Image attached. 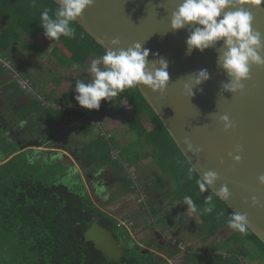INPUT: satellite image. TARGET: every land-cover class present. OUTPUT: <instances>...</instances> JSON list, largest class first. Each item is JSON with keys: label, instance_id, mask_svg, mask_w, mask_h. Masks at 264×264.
<instances>
[{"label": "trees", "instance_id": "obj_1", "mask_svg": "<svg viewBox=\"0 0 264 264\" xmlns=\"http://www.w3.org/2000/svg\"><path fill=\"white\" fill-rule=\"evenodd\" d=\"M55 8L54 0H0V49L7 51L27 40L29 41L28 47L39 52L38 40L44 36L43 29L39 27L40 15L44 9H48L49 14L54 15ZM71 26L75 29V38L69 39L62 36L59 40L52 42L62 50V69L71 70L73 64L79 63L83 70L93 55L100 57L105 49L76 21ZM5 73V71L0 72V86L2 88L8 86L9 90L3 89L2 95L15 97L20 102L26 97L29 98L30 94H26L21 84H27L26 78L16 79L13 84H10L9 79H5ZM6 81L7 83H5ZM66 81L74 82L75 87V80ZM13 89L17 90V93L12 94ZM31 95L35 94L31 93ZM37 99L34 101L40 100V98ZM125 100H128L135 109V115L126 120L127 126L137 135L136 142L131 145L138 148L143 147L144 144L153 145L157 149V152L151 155L150 160L158 162L163 173L171 176L170 181L176 186V191L173 190L168 196L174 198L172 199L173 203L178 201L181 203V208L177 210L176 215L186 211L187 205L182 201L184 202L185 196H190L200 210L198 214L202 221L209 226L212 236L222 232L227 228V218L233 210L224 201L213 196L215 204L213 212L203 213L204 199L211 192H199L196 181L200 176L189 165L169 131L145 98L141 96L138 88L125 89L119 96L113 98V101L118 104ZM47 105L41 100L38 103L31 100L28 108H23L19 113L25 120L27 119L31 123L39 122L40 125L41 119L47 120L55 116L54 125L58 127L60 119L57 116L60 113L56 111L60 109L57 110L55 106ZM63 109L60 110L61 128L68 119L79 122L85 117L82 110L63 111ZM79 109L81 108L79 107ZM50 115L52 116L50 117ZM148 123L153 125V129L147 128ZM82 129L86 128L82 127ZM51 136L54 138L57 135L51 132ZM0 138V148H7L3 150L2 155L4 156L0 162V264H170L160 257L163 256L168 260L178 258L179 253L173 251L172 248L176 247L171 244L157 241V239L149 241L147 240L149 238L141 237V233L137 236V232L134 235L137 238H134L125 228L117 227L120 222L119 218L106 212L104 207H99L93 201L89 190V187L93 185L94 193L102 195L107 192L108 187L105 188L102 185L101 190H97V184L100 183L87 184L80 174L72 175V178L76 177L77 181H72L70 185L58 184L57 181L53 184L48 183L45 180V175L55 172L51 173L48 168L45 172L42 170L32 171L33 168L31 169L26 157H21L29 151L22 152V148L18 147L19 143L12 139ZM112 139L114 138L111 137L110 141L114 146L115 142L113 143ZM63 142L64 149L73 153L72 156L76 163L81 165V157L78 156L77 150H73L75 146L66 139ZM14 146L17 149H14ZM55 148H57L55 143L47 147V149ZM115 150L113 148L111 152L109 151L107 159L100 167L95 165L92 157L91 161H88L92 170H86L82 164L85 175L88 176L90 172L105 168L123 171L126 175L121 180L129 190L126 194L138 193L136 188L134 190L133 178H130L124 169L125 165L112 159V152ZM119 151H123L121 147H119ZM43 154L51 156L50 153ZM126 155L129 157L126 164L137 169L136 165L140 160L139 154L134 153L130 156L126 153ZM51 160L52 162L48 166L55 169L57 165L55 157L51 156ZM18 161H20L19 164ZM107 161L109 163H106ZM110 163L113 166H109ZM190 169H192V179H188ZM67 176L65 175V177ZM119 176L118 174L115 177L116 180ZM89 180L91 181V179ZM94 182L96 181L94 180ZM220 212H223L224 216L217 218V214ZM92 225L110 232L115 241L121 245L123 256L118 262H114L102 252L94 241L87 239ZM135 229L137 228L134 223L132 230ZM234 234L244 237L247 243L254 245L255 257L261 256V263L264 264V243L259 237L250 228L246 235L238 232H234ZM143 243L147 248L139 245ZM169 249L174 253L169 255ZM248 257L252 260L251 256L248 255ZM185 258L187 257L184 256ZM194 259L199 261L201 257H194Z\"/></svg>", "mask_w": 264, "mask_h": 264}, {"label": "water", "instance_id": "obj_2", "mask_svg": "<svg viewBox=\"0 0 264 264\" xmlns=\"http://www.w3.org/2000/svg\"><path fill=\"white\" fill-rule=\"evenodd\" d=\"M181 2L95 0L76 22L104 49L112 39L118 38L121 48L140 43L149 50V61L164 58L168 62L169 81L165 90L153 93L138 87L141 96L169 131L192 169L199 176L209 170L219 174L213 191L227 185L230 198L225 203L233 212L247 215L249 228L264 243V207L251 204L253 196L264 204V186L257 182L264 175V67L250 68L241 92H224L220 85L228 78L216 65L217 49L223 42L204 52L193 50L186 55L185 41L191 29L170 30L171 13ZM252 11L253 28L264 33V5ZM202 69H207L209 79L193 88L189 97L188 77ZM225 114L234 125L227 132L219 123V117ZM185 139L200 149L198 156L187 150ZM236 155L241 157L239 163L233 161ZM101 188L102 184H97V190Z\"/></svg>", "mask_w": 264, "mask_h": 264}, {"label": "clouds", "instance_id": "obj_3", "mask_svg": "<svg viewBox=\"0 0 264 264\" xmlns=\"http://www.w3.org/2000/svg\"><path fill=\"white\" fill-rule=\"evenodd\" d=\"M54 15L44 9L40 15L39 27L48 40H59L62 36L75 38V29L71 26L83 11L91 8L95 0H55ZM264 5V0H182L171 13L170 30L190 28L186 44V55L193 50L204 52L214 48L222 41L217 49L216 65L227 76L226 83H221L224 92L235 94L244 88V81L249 78L250 68L264 67V33L253 28L254 7ZM118 38L112 39L110 46L104 50L102 56L92 59L85 71L91 76L89 82L77 79L75 82V101L80 108L99 110L100 102L112 101L125 89L145 87L153 93H162L169 81L167 71L168 62L164 58L148 60L149 50L140 43H134L127 48H121ZM156 55V54H153ZM72 70L79 73L81 65H72ZM191 87L186 85L189 97L193 95V88H197L209 79L207 69H202L188 77ZM28 122L21 120L19 127L23 128ZM225 132L234 127L228 115L219 117ZM187 150L193 156H198L200 149L185 139ZM239 151V150H237ZM241 157H233L234 163H239ZM192 169L188 179H192ZM220 179L216 171H205L196 183L200 193L211 192L204 199L203 213H212L215 204L213 196L227 202L230 192L227 185H222L218 191H213ZM258 184L264 186V175L257 178ZM188 211L198 213L200 210L190 196L184 197ZM251 204L264 207L258 197L251 198ZM224 216L223 212L217 218ZM227 227L246 235L249 222L246 214L232 212L227 218ZM136 234V233H135ZM132 236H134L132 234Z\"/></svg>", "mask_w": 264, "mask_h": 264}, {"label": "rangeland", "instance_id": "obj_4", "mask_svg": "<svg viewBox=\"0 0 264 264\" xmlns=\"http://www.w3.org/2000/svg\"><path fill=\"white\" fill-rule=\"evenodd\" d=\"M28 43L29 41L24 40L7 51L0 49V68H1L0 72H3L4 70L2 69L5 67V68H9V70L13 74H16L19 76L21 74L22 77L23 75L25 77L26 76L28 77L29 74L26 71V62L31 61V59H35L38 62V68L36 72V78L35 76L32 77V83L34 87L37 89L38 91L37 93L41 96L46 95L47 97H50L51 95L61 92L60 93L62 94L61 95V105H62L61 108H64L63 111L80 110L79 105L74 99L76 95V92L74 89V82L66 81V80L72 79L76 81L77 79H83L85 80V82H89L91 80V76L85 71V69L87 68V66L90 65L91 61H89L87 63L86 68L81 70L79 73L73 70L62 69L61 71L62 74L61 72L59 74H52L50 73V71H47V68L44 69L42 68V66H40L41 64L40 60H42L41 57L43 55L39 54V52H36L30 49L28 47ZM34 55L35 57H33ZM38 56H39V60L37 59ZM45 57L46 56H44L43 59H47V57L46 58ZM95 58H98V56L94 57V59ZM22 64H23V67H20L22 66ZM16 67H18L19 71H17ZM21 68L23 70H21ZM51 70L54 71V69H51ZM54 75H57L56 77L57 80L56 78H54ZM60 77H62V83H60V81L58 80ZM5 83H7V81ZM3 89L9 90V87L7 86ZM34 100H33L34 103H38L40 101V100L39 101H34ZM42 102L50 104L43 99H42ZM130 105L132 106L131 103ZM116 106H120V105L114 101L105 102L102 100L100 102L99 110L90 111V110L83 109L85 117L82 118L84 122H81V126L87 129L85 130L86 132L88 131V134L86 135L87 138L84 136L80 137L79 133L82 131H78L76 127L75 129L72 130L73 131L72 133L74 135L78 134L79 137L76 136L77 138L76 139L74 138L70 142L75 146L73 150L74 151L77 150L78 156L81 157L82 164H84V168L85 169L87 168L86 170L92 167L88 165L89 164L88 161H91V157L95 165L97 167H100L102 166L103 162L107 159L109 151L111 152L113 148H115L116 149L115 152L114 153L112 152V159L117 160L121 164L125 165L126 168L124 167V169L127 175L130 176V178H132L134 171L132 170L133 172L132 171L128 172V170L132 169V167L126 164V162L129 159L126 153L130 156L134 155V153L139 154L140 160L137 163L138 168L137 169L135 167L133 168L135 170V175H134V180H132L134 182V190L136 188L137 191H139L138 193L136 194L132 193V194L127 195L126 193L129 190H128V186L125 185L124 189H122L124 191L120 194L119 189L115 187L117 180L116 178H112L114 181H112V185H110V187L107 188V192H104L102 195L95 194L92 183L95 184L96 182H92L89 180V179H92L91 178L92 175L90 174L88 176L85 175V170L82 168V164L80 165L76 163V161L74 160V157H72L73 153L63 152V149L65 147L63 146L64 144L63 141H61L60 147L57 146V148L55 149L48 150L47 147L50 145L48 144L46 145V141H47L46 139L44 141L43 147L40 148L39 146H36V147L33 146L32 148L24 150V151H29V152H27L26 155L21 156V157H26V160L28 161L31 169L33 168L32 171L42 170V172H45L46 168H48V171H50L51 173L55 172L53 174L45 175V180L48 183L53 184L57 181L58 184L70 185L72 181H77V179H75L76 177L72 178L73 174H80L81 176H83V178L87 181V184L90 183L92 185L89 187V190L91 192L93 201L99 207L103 208L105 205H107V203L109 205V201H114L112 207H108V209L104 207L105 208L104 210L106 212L119 218L120 223L125 224V222H129L127 221L128 219H130L131 220L130 222H132L133 224L137 222L136 225L138 228L136 227L137 229L132 231L133 235H135L137 230L139 231V229H141V231H143L141 232V237H143L144 239L149 238L147 239L149 241L151 240L154 241L155 236L156 237L161 236V237H164V239L173 238L172 240L174 241V243H178L181 249L180 247L172 248V249L175 252L178 251L179 254H182L183 251H186V249L189 248L187 246V243L194 237L197 239V241L194 239V246H196L197 252L199 251V249L201 251V249L206 248L199 241H202V243H204L206 241H209V239L213 237H209V234L211 233L210 231H208V226H207V229L206 228H204L203 230L201 229L202 226L200 225L201 221L199 219L198 213H192L188 211V208L186 209V211H184L190 214L189 221L191 223L188 222L189 224L188 227H185L186 225L183 220H180L177 223H173L174 220L168 221L166 224H161L158 222V220L160 221L164 217H168L174 213H177V210L181 208L180 207L181 203L179 201H178L179 203H177L176 205L173 204L174 206L169 205L173 203L172 199L174 198L168 197V196L173 192V190L176 191L175 189L176 186L174 183L170 181L171 176L167 174L165 175L163 173L162 171L163 169L161 166L159 167L158 162H153L152 160H150L152 157L151 155L152 154L154 155L155 152H157V149L154 148L153 145L144 144L143 147L141 148L131 145L136 142L135 139H137V135L135 134L134 131L132 132L131 129L127 127L125 124L124 125L122 124L120 118H118V115H116V111L114 110ZM122 106H123L122 109L126 113L125 115L132 114V116H134L135 109L133 106H132V109H128V105H126L127 108H125V104H123ZM55 108L57 109L58 107L55 106ZM101 110L104 111L105 113L109 112V114L105 116L103 114L101 115L99 113L101 112ZM95 111H97V113ZM56 112L60 113V110ZM93 112L95 113L93 114ZM91 114L94 116L93 117L90 116ZM96 114H99V115H96ZM51 116L52 115H50V117ZM132 116H129V117H132ZM57 117L60 118V114H58ZM45 122L46 124L44 126L47 127L46 129L47 134L50 133L51 131L55 133L56 135L61 134V132H65V133L70 132L68 127L61 128V126L57 127L54 125V123L56 122L55 116L51 117V119L45 120ZM120 125H123V126L120 127ZM42 126L43 125H40L41 128ZM112 126L113 127L119 126L118 129L111 130L112 138H114L112 139V141L113 143L115 142L114 146L112 142L110 141V138H109L110 136L108 135L109 130H107V129H110ZM4 135H5L4 133H1L0 137ZM0 142H1V138H0ZM119 147H121L123 151L120 152ZM13 148L17 149L15 146ZM6 149L7 148H4V149L0 148V162L2 160V157L4 156L2 155L3 150H6ZM43 153H50L52 157H55V163L57 164L55 169L53 167L51 168L50 166H48L52 162L51 156H48L47 154H43ZM115 154L117 155L115 156ZM148 154H149V157H147ZM86 161L88 162V164ZM100 161H101V164H99ZM19 163L20 161H18V164ZM106 163H109V161H107ZM110 165L113 166L112 163H110L109 166ZM168 165L170 166V163ZM101 170L109 171V169H101ZM65 175H68V176L65 177ZM124 175L126 174L124 173ZM42 179H44V176H42ZM102 182L105 183L104 181ZM182 203L184 202L182 201ZM145 204L147 206H144ZM154 211H158L160 213V215L156 218H153L151 216ZM133 215H135L134 218L132 217ZM138 221L140 224H138ZM146 226L148 227L145 228ZM175 231H177V233ZM204 235H206V238ZM218 235L216 236V238L217 237L220 238ZM234 235L239 236L238 234H234ZM87 239L94 241L97 244V246L101 249V251L104 252L107 256H109L114 262H118L120 258L123 256V249L121 245L118 244L117 241H115V238L113 237V235L99 226H96V225L91 226V230L87 234ZM233 240L234 239L232 238L231 241ZM182 242L185 243L186 246L184 245L182 247L183 245ZM216 242L217 240L212 241L211 246L217 249V251H221L220 248H217ZM233 242H236V241H233ZM210 243L211 241L207 243V248ZM228 245L229 243H226L224 247L222 248V251H226V249H229ZM251 246L252 245H250L249 243H244V244H240L239 247H231L230 251L232 252L233 248H238L240 249L241 252L245 253L247 257L249 255L251 256L252 259H254L256 258L255 257L256 251L253 248V246L252 247ZM194 257H201V256H194ZM195 260L196 259H193L192 261H195ZM229 260L233 262L234 264H239L241 261L240 256H236V255H233ZM231 262L228 264H233Z\"/></svg>", "mask_w": 264, "mask_h": 264}, {"label": "crops", "instance_id": "obj_5", "mask_svg": "<svg viewBox=\"0 0 264 264\" xmlns=\"http://www.w3.org/2000/svg\"><path fill=\"white\" fill-rule=\"evenodd\" d=\"M38 43L40 44V49H39V54H42L43 56L41 57L42 58V60H40V62H41V64H40V66H42V68H47V71H50V73H52V74H59L61 71H62V50H61V48L60 47H58L55 43H53L52 41H50V40H48L46 37H44V36H41V38H39V40H38ZM29 49V48H28ZM44 56H46L47 57V59H43V57ZM94 57H96L95 55H93ZM33 57H35V55L33 56ZM45 57V58H46ZM94 57H91L90 58V60L89 61H91L92 59H94ZM40 58V59H41ZM37 59L39 60V56L37 57ZM46 60V61H45ZM39 66V67H40ZM20 67H23V64H22V66H20ZM17 68V71H19V69H18V67H16ZM37 68H38V62H37V60H35V59H31V61H28V62H26V71L28 72V77L26 76V77H19V79H23V78H26V82H27V86H28V91H26V94L28 93V94H30L29 95V99H31V100H34V99H37V98H40V100H41V102H42V99L43 100H45V101H47L48 103H50V104H48L47 106H57L58 108L57 109H60L61 110V95L62 94H60L61 92H58V93H56V94H54V95H51L50 97H47L46 95H39L37 92V89L34 87V85H33V83H32V77H34L35 76V78H36V72H37ZM1 69V68H0ZM51 69H54V71H52ZM2 70H4L6 73H5V79H11L10 80V82L13 80V73L9 70V68H3ZM21 70H23L22 68H21ZM72 70V69H71ZM61 74H62V72H61ZM24 76V75H23ZM57 77V75H54V78H56ZM18 79V78H17ZM56 80H57V78H56ZM59 81H60V83H62V77H60L59 79H58ZM22 81V80H21ZM3 91V88L0 86V92H2ZM31 93H33V94H35L34 96L33 95H31ZM28 96V95H27ZM38 100V99H37ZM112 101H113V99H112ZM115 102V101H114ZM117 103V102H116ZM118 104V103H117ZM123 104H125V108H127V106L126 105H128V109H132V106L130 105V102L128 101V100H125V101H123L122 103H120L119 105L120 106H116L115 108H114V110L116 111V115H118V118H120V120H121V122H122V124L124 125H126L127 126V124H126V120L127 119H129V118H132V117H129V116H132V114L131 115H125L126 113H125V111L122 109V105ZM80 110H82L83 111V109H80ZM96 113H97V111H95ZM95 112H93V114L95 113ZM101 115L103 114L104 116L105 115H107V114H109V112H104V111H102L101 110V112H99ZM96 115H99V114H96ZM125 115V116H124ZM135 115V114H134ZM90 116H94V115H90ZM102 118V117H101ZM60 124H59V126L58 127H60L61 126V112H60ZM20 120H25L23 117L20 119ZM26 121L28 122V123H30L27 119H26ZM42 121H43V123H46L45 122V120L44 119H42ZM67 121V122H66ZM65 121V123L62 125L64 128H66V127H68L69 128V130H70V132H61V134H58L57 135V138L58 139H60L61 141H64L65 139L67 140V141H71V140H73L74 138L76 139L77 137H79V135H80V137L81 136H84V137H86V135L88 134V131L86 132L85 130H87V129H83L82 130V126H81V122H84L83 121V119L82 120H80L79 122H77V121H70V119H68V120H66ZM146 121V120H145ZM75 122H77V123H75ZM92 122V121H91ZM67 123V124H66ZM73 123H75V124H73ZM78 124H80V125H78ZM93 124V123H92ZM94 125H95V123H94ZM123 125H120V127L121 126H123ZM146 125V124H145ZM147 126V128L148 127H150V129H153V125L152 124H147L146 125ZM77 127V128H76ZM128 127V126H127ZM17 128H21V127H19V126H17ZM77 129L78 131H82V132H80L79 133V135L78 134H73L72 132V130L73 129ZM119 128V126L118 127H111L110 129H107V130H109L108 131V135L110 136L109 138H111L112 137V134H111V130L112 129H118ZM123 128V127H122ZM24 129H26V127L24 126L23 128H21V129H17V130H24ZM72 133V134H71ZM77 136V137H76ZM45 137V136H44ZM46 138H47V136H46ZM87 138V137H86ZM48 143V145H51L52 143H54V141H51V142H47ZM47 145V144H46ZM48 150H51V149H48ZM63 152L64 153H66V152H68L67 150H65V149H63ZM115 152V151H114ZM113 152V153H114ZM62 153V152H61ZM63 154V153H62ZM64 155V154H63ZM115 155H117V154H115ZM73 157V156H72ZM75 160V159H74ZM88 165H90V164H88ZM128 165V164H127ZM91 166V165H90ZM136 167H137V165H136ZM91 168V170H92V167H90ZM89 168V169H90ZM126 168V167H125ZM138 168V167H137ZM105 169H109V168H105ZM98 170H101V169H98ZM134 172H133V171ZM103 171H107V170H103ZM109 171H112L111 169H109ZM129 171H132L133 173H135V170L132 168V169H130V170H128V172ZM108 172V171H107ZM113 177L115 178L116 177V175H114L113 174ZM115 187H117L118 189H119V191H120V194L122 193V191L120 190V186H119V184H117ZM113 202L114 201H109V205H108V203H107V205H105L104 207L105 208H107L108 209V207H112L113 206ZM177 203H179V202H175V203H171V204H169L170 206L172 205V206H174L173 204H177ZM161 211V210H160ZM156 212H157V215H156ZM153 214H154V217H153ZM153 214L151 215L153 218H156V217H158L159 215H160V213L158 212V211H154L153 212ZM177 213H174V214H172V215H170V216H168V217H164L162 220H158V222L159 223H161V224H166L168 221H173L174 220V222L173 223H177V222H179L180 220H183L184 221V223H185V227H188V222L189 223H191L190 221H189V217H190V214L189 213H186V212H182V214H179V215H176ZM199 215V214H198ZM175 216H177V217H175ZM133 218L135 217V215H133L132 216ZM176 219V220H175ZM199 219H200V221H201V229L203 230L204 228H206L207 229V226L208 225H206V223H204L203 221H202V218L199 216ZM186 221V222H185ZM187 223V224H186ZM135 224H137V222L135 223ZM138 224H140L139 223V221H138ZM183 224V223H182ZM136 227H137V225H136ZM148 226H146L145 228H147ZM138 228V227H137ZM189 229V228H188ZM159 230V229H158ZM210 230V228H209V226H208V231ZM141 232H143V231H141V229H139V231L137 230V236L139 235V233H141ZM176 233H177V231H175ZM173 234V233H172ZM182 234V233H181ZM220 235H218V234H216V235H213L212 236V234H209V237H213V238H210L209 239V241H211V243L208 245V248H207V243L209 242V241H206V242H204V243H202V241H199V242H201V244H203V246H205L206 248H203V249H201V251H200V249H199V251L197 252V249H196V246H194V239L197 241V239L194 237V238H192L190 241H188V243H187V246L189 247L188 249H186V251H183L182 252V254H179V256H178V258H170L169 260L168 259H165L163 256L162 257H160V259H164V260H167L170 264H228V263H230L231 261L229 260L233 255H237V256H241L240 257V264H262L261 262H262V257L261 256H258V257H256L255 259H249V257H247L246 256V254H244L243 252H241L240 251V249H238V248H233L232 249V252L230 251V248L231 247H239L240 246V244H244V243H247L246 242V240L244 239V237H242V236H237V235H234V231H232L230 228H225L222 232H220L219 233ZM162 235V234H161ZM183 235V234H182ZM211 235V236H210ZM219 236L220 238H216V236ZM137 236H133L134 238H137ZM205 236V238H206V235H204ZM234 239L233 241H236V242H233V241H231V239ZM155 239H157V241H160V240H162V241H160V242H165V243H169V244H171V241H172V239L173 238H171V239H164V237H159V236H155ZM215 240H217V242H216V246H217V248H220L221 249V251H217V249H215V248H213L212 246H211V244H212V241H215ZM180 241V240H179ZM192 242H193V244H192ZM226 243H229V249H226V251H222V248L224 247V245L226 244ZM182 244H183V246L185 245L186 246V244L185 243H183L182 242ZM141 247H145V248H147L145 245H144V243L143 244H139ZM251 245V244H250ZM243 246H245V245H243ZM252 246H254V245H252ZM251 246V247H252ZM178 246H176V248H177ZM179 248V247H178ZM195 248V249H194ZM186 252V253H185ZM171 254V253H174L173 251H171V249H169V251H168V254ZM179 253V252H178ZM184 256H186L187 258H185L184 259ZM194 256H201V259L199 260V261H197V260H195V261H192L190 258H192V259H194ZM200 258V257H199ZM231 263H233V262H231Z\"/></svg>", "mask_w": 264, "mask_h": 264}, {"label": "flooded vegetation", "instance_id": "obj_6", "mask_svg": "<svg viewBox=\"0 0 264 264\" xmlns=\"http://www.w3.org/2000/svg\"><path fill=\"white\" fill-rule=\"evenodd\" d=\"M13 80L10 84H13V82L19 78L22 77L21 74L16 75L13 74ZM11 80V79H10ZM9 80V81H10ZM12 94L17 93V90L13 89ZM11 94V95H12ZM27 96V95H26ZM7 97V98H6ZM33 101V100H32ZM31 99L28 97L24 98L21 102L15 97L12 96H4L2 95V92H0V134L4 133V136H1L3 139L7 138L12 139L13 141L19 143V146L22 148V152L24 150H27L29 148H32L33 146H39L40 148L43 147L44 141L47 139V142L54 141L55 146L60 147L61 146V140L55 136L54 138H51V132L47 134L46 129L44 125L46 123H43L41 121L42 128L40 127V123H27L25 125L26 129L24 130H17L21 128H17L19 126L20 119L22 118V114L19 113L23 108H28V105H30ZM42 120V119H41ZM47 138H44V136ZM59 150V149H58ZM91 170V169H88ZM118 171V172H117ZM120 172V173H119ZM101 173V174H99ZM114 175H120L119 178H117L118 184L120 186V189H124V184L121 180L124 176L123 171L119 170H112V171H103V170H95L93 172H90L91 181L95 180L96 183H100L105 186V188L110 187L112 185V181H114L112 178ZM110 176V177H109ZM104 181L105 183H103ZM94 182V181H93ZM117 184V183H116Z\"/></svg>", "mask_w": 264, "mask_h": 264}, {"label": "built area", "instance_id": "obj_7", "mask_svg": "<svg viewBox=\"0 0 264 264\" xmlns=\"http://www.w3.org/2000/svg\"><path fill=\"white\" fill-rule=\"evenodd\" d=\"M19 79V78H18ZM22 84V87H23V89L25 90V91H28V86H27V84L25 83V84H23V83H21ZM116 156V155H115ZM132 178H133V180H134V175L132 176ZM117 227H120V228H125L127 231H129V233L132 235V227H133V223L132 222H125V224L124 223H120L119 222V224L117 225ZM171 244L173 245V246H178V247H180V245H178V243H174V241L172 240L171 241ZM182 247H183V245H182ZM180 249H181V247H180Z\"/></svg>", "mask_w": 264, "mask_h": 264}]
</instances>
